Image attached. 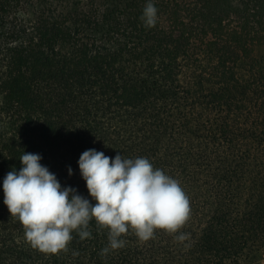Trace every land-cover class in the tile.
I'll use <instances>...</instances> for the list:
<instances>
[{"label": "trees", "instance_id": "trees-1", "mask_svg": "<svg viewBox=\"0 0 264 264\" xmlns=\"http://www.w3.org/2000/svg\"><path fill=\"white\" fill-rule=\"evenodd\" d=\"M0 0V264H263L264 0ZM263 50L257 55V50ZM145 157L190 213L109 248L93 219L46 254L3 203L24 153L90 200L78 159ZM71 167L72 175H68Z\"/></svg>", "mask_w": 264, "mask_h": 264}, {"label": "clouds", "instance_id": "clouds-1", "mask_svg": "<svg viewBox=\"0 0 264 264\" xmlns=\"http://www.w3.org/2000/svg\"><path fill=\"white\" fill-rule=\"evenodd\" d=\"M157 12L148 0L141 15L146 27L156 25ZM41 159L38 153L23 152L20 170L9 171L2 182L3 203L25 229L26 240L40 252L67 251L73 232L80 239L91 238L93 219L108 229L109 247L102 254L123 248L121 236L130 229L147 241L157 229L174 233L188 219L189 200L179 182L145 157L122 158L118 153L113 158L85 150L77 163L94 204L76 188L62 187Z\"/></svg>", "mask_w": 264, "mask_h": 264}, {"label": "rangeland", "instance_id": "rangeland-1", "mask_svg": "<svg viewBox=\"0 0 264 264\" xmlns=\"http://www.w3.org/2000/svg\"><path fill=\"white\" fill-rule=\"evenodd\" d=\"M262 52H263V50L260 49V50H257L256 54L260 55V54H262ZM263 264H264V259H263Z\"/></svg>", "mask_w": 264, "mask_h": 264}]
</instances>
